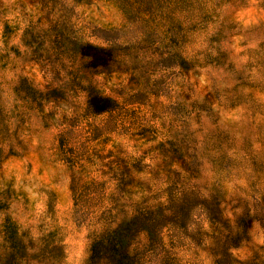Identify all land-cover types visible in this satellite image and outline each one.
<instances>
[{"label": "rangeland", "instance_id": "374dc122", "mask_svg": "<svg viewBox=\"0 0 264 264\" xmlns=\"http://www.w3.org/2000/svg\"><path fill=\"white\" fill-rule=\"evenodd\" d=\"M264 264V0H0V264Z\"/></svg>", "mask_w": 264, "mask_h": 264}, {"label": "trees", "instance_id": "16d2710c", "mask_svg": "<svg viewBox=\"0 0 264 264\" xmlns=\"http://www.w3.org/2000/svg\"><path fill=\"white\" fill-rule=\"evenodd\" d=\"M128 222L104 230L90 244L88 264H140L128 254Z\"/></svg>", "mask_w": 264, "mask_h": 264}]
</instances>
